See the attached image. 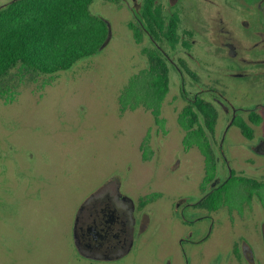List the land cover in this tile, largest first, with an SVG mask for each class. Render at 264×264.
<instances>
[{"label": "rangeland", "instance_id": "rangeland-1", "mask_svg": "<svg viewBox=\"0 0 264 264\" xmlns=\"http://www.w3.org/2000/svg\"><path fill=\"white\" fill-rule=\"evenodd\" d=\"M8 1L0 0V6ZM89 10L108 23L107 43L101 49L52 74L14 67L1 82L10 89L0 95V264H88L72 243L71 219L84 195L112 177L133 199L151 191L160 196L149 208L150 223L139 242L125 257L107 264H182L180 233L175 231L182 226L173 202L181 195L197 197L198 153L178 145L182 131L171 129L168 137L167 131H145L148 124L156 126L147 109L122 111L120 100L129 107L133 96L144 95L139 69L147 62L128 28L131 14L126 4L94 0ZM192 51L202 64L217 63L204 40ZM222 61L224 70L239 68L230 59ZM214 73L221 76L225 94L233 101L254 96L243 78ZM132 80L136 95L123 97ZM178 84L179 75L172 70L171 90L161 112L167 122L173 118L171 127L181 105L174 108ZM146 132L151 151L142 160ZM241 136L233 125L224 147L234 158L262 159L248 154L238 142ZM243 198L237 180L227 185V204L240 210ZM254 219L238 221L233 232L215 220L211 239L198 247L195 257L190 254V264L202 258L210 261L214 249L226 251L241 230L252 235Z\"/></svg>", "mask_w": 264, "mask_h": 264}, {"label": "flooded vegetation", "instance_id": "flooded-vegetation-1", "mask_svg": "<svg viewBox=\"0 0 264 264\" xmlns=\"http://www.w3.org/2000/svg\"><path fill=\"white\" fill-rule=\"evenodd\" d=\"M106 1L126 4L131 14L128 28L147 62L146 67L139 69L144 95L133 96L132 80L122 96L129 93L130 87L133 102L127 107L120 100V108L147 109L156 126L148 124L145 131H167V137L171 129L182 131L178 145L185 152L195 149L199 156L196 164L201 180L197 197L181 195L173 202L178 224L182 226L175 229L180 233L181 263L190 264V254L195 257L198 247L211 239L215 220L218 226L224 223L233 232L238 221L245 222L251 216L255 218L252 235L249 230L239 231L226 251L214 249L210 261L196 259V264H264V0ZM99 17L106 27L101 49L107 43L108 23ZM203 40L212 46L217 63L202 64L194 55L192 47ZM222 58L234 61L239 68L224 70ZM153 66L167 73L161 97L150 94L156 83L148 78ZM172 70L179 75L174 108L181 104L174 127L173 118L167 122L161 114L163 101L171 90ZM214 71L243 78V84L254 89V96L246 102L233 101L225 94L218 79L221 76ZM233 125L240 131L238 142L248 154L262 159L234 158L224 147L226 133ZM143 140L141 157L146 160L151 151L147 132ZM235 180L245 192L240 210L225 201L227 185ZM159 196L158 191H151L133 199L122 191L116 177L88 191L70 224L71 240L78 255L87 259L88 264H107L125 257L149 225V208ZM173 231L169 229L170 233ZM188 249L192 252L188 253Z\"/></svg>", "mask_w": 264, "mask_h": 264}, {"label": "trees", "instance_id": "trees-1", "mask_svg": "<svg viewBox=\"0 0 264 264\" xmlns=\"http://www.w3.org/2000/svg\"><path fill=\"white\" fill-rule=\"evenodd\" d=\"M93 0H10L0 6V95L8 71L52 74L95 53L106 37L104 21L89 10ZM154 97H161L166 71L151 67ZM130 87L129 93L130 94ZM212 117L213 113L210 110ZM205 145L206 141H199Z\"/></svg>", "mask_w": 264, "mask_h": 264}]
</instances>
